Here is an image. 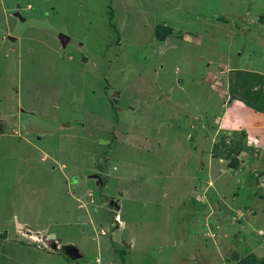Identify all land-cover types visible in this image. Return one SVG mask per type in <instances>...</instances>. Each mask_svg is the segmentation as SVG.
<instances>
[{"label": "rangeland", "instance_id": "obj_1", "mask_svg": "<svg viewBox=\"0 0 264 264\" xmlns=\"http://www.w3.org/2000/svg\"><path fill=\"white\" fill-rule=\"evenodd\" d=\"M237 72L264 94V0H0V264L263 260L264 114Z\"/></svg>", "mask_w": 264, "mask_h": 264}, {"label": "trees", "instance_id": "obj_2", "mask_svg": "<svg viewBox=\"0 0 264 264\" xmlns=\"http://www.w3.org/2000/svg\"><path fill=\"white\" fill-rule=\"evenodd\" d=\"M159 31L162 34L165 29L162 26L156 29L157 38H160L161 35ZM233 79L231 90H229L230 96L236 95L235 100L241 102L243 106L255 113L264 114V94L261 90L263 77L254 72H237ZM235 264H264V258L263 260H256L253 256H246Z\"/></svg>", "mask_w": 264, "mask_h": 264}, {"label": "flooded vegetation", "instance_id": "obj_3", "mask_svg": "<svg viewBox=\"0 0 264 264\" xmlns=\"http://www.w3.org/2000/svg\"><path fill=\"white\" fill-rule=\"evenodd\" d=\"M95 171H93V172H91L90 174H88L87 175V178H89V179H91L93 182H94V186L96 187V188H98L100 191V193L102 194V189H103V187L105 186V183H106V178H105V176H106V169H105V167H102L101 166V164H99V166H95ZM76 179V178H75ZM77 181V180H76ZM108 200V201H107ZM106 201H107V203L109 202V201H112L111 199H107L106 198ZM114 202H111V206L113 207V209L114 210H119V206L118 205H116L115 203L113 204ZM18 225V224H17ZM21 227H23V229H25L26 230V228L28 229V230H30V228H28L27 226H21ZM113 227V226H112ZM28 232H30V231H27V233ZM4 235V234H3ZM49 237H47L46 238V241L48 242V244H47V246L51 249V250H56V249H58L57 251H59V253L64 257V258H66V259H68L67 257H66V255H64L63 254V252L61 251V246H60V248H57V246H56V244H55V242H54V236L52 235V233H48L47 234ZM46 235V236H47ZM2 238L4 237V236H1ZM0 237V238H1ZM84 258H83V256H81V258L78 260V261H81V262H84V260H83ZM69 260V259H68ZM72 262H74V264H77V263H75V261H72Z\"/></svg>", "mask_w": 264, "mask_h": 264}, {"label": "water", "instance_id": "obj_4", "mask_svg": "<svg viewBox=\"0 0 264 264\" xmlns=\"http://www.w3.org/2000/svg\"><path fill=\"white\" fill-rule=\"evenodd\" d=\"M19 6L16 5L15 9H18ZM14 17L22 20L20 14L18 13V11H15L13 14ZM68 37H66L63 34H58V40L61 44V48H65V46L67 45L68 42ZM61 251L63 252L64 255H66L67 257H70L71 259H80L81 256L78 254L77 249L71 245H65L61 248Z\"/></svg>", "mask_w": 264, "mask_h": 264}, {"label": "clouds", "instance_id": "obj_5", "mask_svg": "<svg viewBox=\"0 0 264 264\" xmlns=\"http://www.w3.org/2000/svg\"><path fill=\"white\" fill-rule=\"evenodd\" d=\"M112 200V199H111ZM111 202H114L115 203V201H109L107 204H108V206H111ZM113 203V204H114ZM116 205H117V203H115ZM112 207V206H111ZM65 246V245H64ZM72 246V245H71ZM63 246H61V248H62ZM74 247V246H73ZM76 248V247H75ZM77 249V248H76ZM78 254H79V252H78ZM80 255V254H79ZM81 256V255H80ZM67 257V256H66Z\"/></svg>", "mask_w": 264, "mask_h": 264}, {"label": "crops", "instance_id": "obj_6", "mask_svg": "<svg viewBox=\"0 0 264 264\" xmlns=\"http://www.w3.org/2000/svg\"><path fill=\"white\" fill-rule=\"evenodd\" d=\"M90 181V180H89ZM77 182V181H76Z\"/></svg>", "mask_w": 264, "mask_h": 264}]
</instances>
